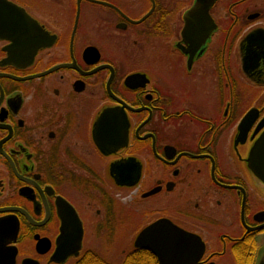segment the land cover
Here are the masks:
<instances>
[{"label":"flooded vegetation","instance_id":"1","mask_svg":"<svg viewBox=\"0 0 264 264\" xmlns=\"http://www.w3.org/2000/svg\"><path fill=\"white\" fill-rule=\"evenodd\" d=\"M5 1L33 27L0 35V264H159L161 220L258 264L264 0Z\"/></svg>","mask_w":264,"mask_h":264},{"label":"water","instance_id":"2","mask_svg":"<svg viewBox=\"0 0 264 264\" xmlns=\"http://www.w3.org/2000/svg\"><path fill=\"white\" fill-rule=\"evenodd\" d=\"M214 1L215 0H206V2L202 3V6H204L202 11L204 17L203 22H209L208 8ZM197 3L195 5L196 7L198 5ZM16 11L14 5L5 0H0V18H2L0 23L3 24H1L2 26L0 25V35L3 32L10 34L7 37H16L18 33V37H20L23 35V32L25 34L27 33L29 26H32V23L28 21V19H30L28 15L22 12L23 14H21V16L24 18L25 22L23 23L19 13ZM195 11L196 10H193L192 12ZM13 31H17V33L15 34ZM122 122L125 126V141L127 119L124 114L122 116ZM261 138V144L256 145L253 149L255 155L252 159H254L253 166L255 165V167H257L255 175L264 182V134ZM135 244L149 249L154 254L159 264H195L201 258L204 251V244L198 236L186 232L165 220L157 221L144 229L137 237ZM8 264H14L12 259ZM258 264H264V256Z\"/></svg>","mask_w":264,"mask_h":264},{"label":"trees","instance_id":"3","mask_svg":"<svg viewBox=\"0 0 264 264\" xmlns=\"http://www.w3.org/2000/svg\"><path fill=\"white\" fill-rule=\"evenodd\" d=\"M153 263V258L147 253H139L137 255H128L123 260L122 264H145Z\"/></svg>","mask_w":264,"mask_h":264},{"label":"rangeland","instance_id":"4","mask_svg":"<svg viewBox=\"0 0 264 264\" xmlns=\"http://www.w3.org/2000/svg\"><path fill=\"white\" fill-rule=\"evenodd\" d=\"M113 258H112V263L117 264L118 263V254L117 253H112Z\"/></svg>","mask_w":264,"mask_h":264}]
</instances>
